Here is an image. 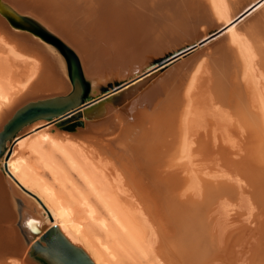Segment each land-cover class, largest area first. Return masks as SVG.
Returning <instances> with one entry per match:
<instances>
[{
    "label": "bare ground",
    "instance_id": "6f19581e",
    "mask_svg": "<svg viewBox=\"0 0 264 264\" xmlns=\"http://www.w3.org/2000/svg\"><path fill=\"white\" fill-rule=\"evenodd\" d=\"M0 173V264H264V0H0Z\"/></svg>",
    "mask_w": 264,
    "mask_h": 264
},
{
    "label": "water",
    "instance_id": "95a60500",
    "mask_svg": "<svg viewBox=\"0 0 264 264\" xmlns=\"http://www.w3.org/2000/svg\"><path fill=\"white\" fill-rule=\"evenodd\" d=\"M34 30L31 29V31H33V32H34ZM35 33L38 36H40L45 42L49 41L50 45L54 46V48H56L57 51L64 57V59L66 60V63L69 64L71 62V64H72V62H74V61L77 63V61H78L77 55H76L75 59H73V56H72V53L75 54L72 51L73 48H71L69 45H67L65 43V41H63L59 36L52 34V36H53L52 37L50 35V32L49 33H47V32L39 33L37 31H35ZM47 36H48V38H47ZM205 39H207V38H205ZM201 41H204V40H201ZM49 43L47 42V44H49ZM194 46L195 45L187 46L185 49L177 50L175 52H172V50L167 51V52H163L161 54V56L155 57L151 60V64H152V66L150 67L151 70H153L154 68L155 69L159 68V67H161L160 70H163L164 65H166L168 63V61L170 62L171 59L176 58L180 54H186L187 52H190ZM75 62L73 63L74 65H75ZM70 69H71V67L69 66V70ZM151 70L149 69V70L140 71L138 73V77L141 75H145L146 73H148ZM81 74H82V72L79 71V76H76L75 79H74V77H72V79H73L72 81H74L73 86L77 87V88L79 87V89H81L80 97L78 100L81 102L80 104L89 102V105H90L92 102V99L98 98V99H101L98 102L99 104L101 102H103V103L109 105L111 103L110 99L114 96L113 92L116 91L117 89H120L126 83L125 81L118 83V84H116V87H113V89H111V90L107 88L108 86H102L101 94L94 97L92 95V93H89L90 92L89 91V89H90L89 81L86 80L83 77V75H81ZM134 78L135 77H133L132 79H134ZM132 79H130L129 81H131ZM109 93H111V94H109ZM107 94H108V96H106ZM94 105H96V104L94 103ZM76 119H79V117L77 116ZM9 194L11 195L10 186L8 185V183H6L4 176L0 173V196H2L3 198H6L7 197L6 195H9ZM1 215H2V211H1ZM41 239H44V238H41ZM0 241H1V243H5V245L3 247L5 249L9 250V252H10L9 254H13V255L21 254L22 249L24 247V243L21 244L20 242H18L16 240L14 241V240H6L3 238H0ZM36 244H37V242H34V244H32L30 255L34 256L36 259L37 258L43 259V257L37 251ZM48 245H51V244L49 243ZM55 249H56V252L60 254V256H61L60 259L62 260V262L64 264H80V262L75 260L74 252L67 246V243L64 241V239L62 240V242L58 246L55 245ZM53 253H55V251H53ZM44 264H52V263H50L48 260L45 259Z\"/></svg>",
    "mask_w": 264,
    "mask_h": 264
},
{
    "label": "rangeland",
    "instance_id": "374dc122",
    "mask_svg": "<svg viewBox=\"0 0 264 264\" xmlns=\"http://www.w3.org/2000/svg\"><path fill=\"white\" fill-rule=\"evenodd\" d=\"M208 40H209V39H208ZM200 44H201V43H200ZM89 91H90L89 93H91V90H90V89H89ZM73 120L76 121L77 119H73ZM64 122H65V121H64ZM70 122H72V121H70ZM244 221L248 223V220H247V219H245Z\"/></svg>",
    "mask_w": 264,
    "mask_h": 264
}]
</instances>
